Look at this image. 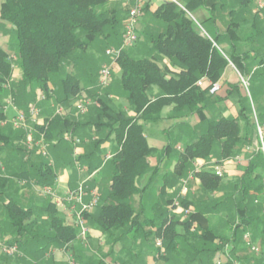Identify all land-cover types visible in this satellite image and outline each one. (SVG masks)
Segmentation results:
<instances>
[{
    "label": "trees",
    "instance_id": "trees-1",
    "mask_svg": "<svg viewBox=\"0 0 264 264\" xmlns=\"http://www.w3.org/2000/svg\"><path fill=\"white\" fill-rule=\"evenodd\" d=\"M239 1L240 11H232L236 13V19L239 14L245 13L258 22L260 16L264 15L252 12L258 0ZM108 4L109 0H4L0 24L7 23L11 27L16 59L13 60L0 49V97L10 95L18 109L26 113L32 105L40 109L41 104L49 107L54 103L58 106L73 105L82 100V83H97V80L99 83V56L105 54L108 47H118L123 40L122 14L128 13V9L112 10ZM146 10L147 7L144 12ZM154 16L158 19L159 31L145 35L151 43L149 56L135 59L125 50L117 58L119 84L133 115L114 108L109 95L98 84L87 91L86 97L98 102V107L94 108L100 109L103 115L109 114L108 125L99 122L89 125L76 118L75 114L69 117L56 113L47 115L43 123L33 124L35 131L48 145L49 157H43L37 148L32 151L28 148L26 131L0 125V155L6 153V160L10 164L17 163L19 167L12 174L0 173V194H3L1 190L10 192L11 189L7 188L9 185L12 187L14 182L17 185L25 182L22 188L41 186L53 189L58 177L56 163L53 162V151L57 145L72 144L67 137L78 138L75 133L80 126L87 125L90 130L93 127L98 133L106 126L109 140L116 145L114 155L107 161L111 168V185L96 212L87 215V221L88 226L90 224L106 236L111 245V255L115 247L121 245L123 251L134 257L137 255L135 244L142 241L155 250L157 264H181L182 261V264H215L217 254L230 244L233 247L229 252L232 258L239 261L244 258L250 264H264L263 259L239 256L249 251L244 240L247 232L255 244L264 248L263 153L256 151L253 154L243 176L229 186L228 193L218 199L214 196L223 190V179L216 175L214 168L242 154L255 132L251 104L246 96H241L238 86H234L231 94L236 93L239 97V116L216 119L205 115L215 104L210 89L220 80L229 61L241 73L251 74L254 70H250L247 62L250 56L244 54L241 58L231 55L226 58L218 47L219 40L211 41L204 36L192 19L174 3L162 5ZM256 22L253 29L256 35L261 36L264 28ZM240 25L237 21L229 24L230 40L231 32L237 37L243 34L242 29L239 31ZM162 57L179 71L162 68L159 64ZM251 59L257 61L258 67L252 80L260 70H264V57L258 55ZM13 62L21 70V79L16 82L13 81ZM201 79L210 83L199 86ZM153 88H158L160 94L153 97ZM166 106L174 107V119L189 113L201 117L193 139L181 152L177 151L173 142L168 147V152H178L173 177L178 181L193 173L201 181L198 197L181 201L182 217L168 214L165 205L169 206L172 200L159 204L161 210L158 216L151 217L142 211L143 189L139 187V182L152 170L149 159L156 153L148 144L146 126L159 123ZM6 110V104L0 102V123L8 119ZM257 115L264 122V117ZM106 140L100 137L93 141L94 154L97 155ZM217 149L219 155H216ZM71 160L70 164L78 161L84 165L82 160ZM199 160H215L216 163L212 170L199 168L196 166ZM88 169L91 172L94 167ZM136 197H140V200L137 201ZM215 199L216 203L213 204ZM5 201L4 211L10 219L15 238L6 241L0 232V240L7 245L17 246L19 253L9 256L0 251V255H4L0 258V264L22 252H30L31 255L35 247L39 253H45L49 246L68 249L78 240V229L65 225L52 200L45 203L48 219L40 224L32 221V207H23L18 198L10 194ZM170 206L173 207V201ZM221 211L228 213L231 221L230 233L224 237L217 236L208 222L212 212L219 214ZM157 241L162 242V247L157 246ZM34 260L36 263L32 264H43L39 257ZM94 264L108 263L99 259ZM112 264L131 263L115 261Z\"/></svg>",
    "mask_w": 264,
    "mask_h": 264
},
{
    "label": "crops",
    "instance_id": "crops-1",
    "mask_svg": "<svg viewBox=\"0 0 264 264\" xmlns=\"http://www.w3.org/2000/svg\"><path fill=\"white\" fill-rule=\"evenodd\" d=\"M179 2L181 5L186 7L190 13L188 17L192 19V21L196 24L199 31L206 37H208L211 41L215 39L219 40V49L224 53L225 56L236 55L238 57H243L244 54L249 55V59L247 60L250 70H256L257 61L251 59V57H257L258 55H262L264 57V34L258 36L255 34V30L253 29V24L256 22L253 20L252 16L248 14H239V17L236 19V13L232 11L235 9L237 12L241 9V4L239 0H175ZM257 1V0H256ZM125 0H109L108 7L112 10H121L125 7L124 4ZM4 3V0H0V15H1V8ZM166 3H170L169 0H148L146 7L147 10L144 12L143 17L140 21L139 30H138V41L132 45L131 47L126 49V52L135 59H141L145 56H149L151 52V43L148 39L145 38V35L149 33L156 34L158 28V19L155 18L154 14L160 9V7ZM256 5V3H255ZM255 6L252 7V10ZM127 9V8H126ZM254 12V10L252 11ZM124 17V22L122 24V32L124 33L125 24L128 18V13L122 14ZM236 21L241 24L239 27V31L242 29L243 34L240 37H237L234 32H231V40L229 39L228 33V26L231 22L236 23ZM260 27L264 28V15L260 16V20L256 22ZM202 24H206L209 26L211 30V34H209L205 29H203ZM238 28L237 26H235ZM10 25L7 23L0 24V49L4 50L8 53L13 60H15V48L12 45V38L10 34ZM206 33V34H205ZM258 36V37H257ZM215 44V43H214ZM121 45V44H120ZM119 45V46H120ZM216 45V44H215ZM118 46V47H119ZM260 52V53H259ZM107 58V57H106ZM160 66L167 67L168 70L171 72H178L179 69L173 67L169 60L166 58L159 59ZM14 63V74H13V81H19L21 79V70L18 67L16 62ZM109 59L104 58V62L100 66L98 73L101 67L104 64H108ZM113 75L120 77V69L117 65L113 66L112 68ZM264 76V75H263ZM97 79V78H96ZM202 80V79H201ZM238 76L236 72L228 66V68L223 73L220 80L215 83L220 85V90L217 94L212 95L215 100V104L210 108L209 111L205 113V115L209 118H237L240 112V104H239V97L237 94H231L233 91L234 86H238L241 96H246L244 90L242 89L240 83L238 82ZM204 83H210L208 80H204ZM97 83H82V87L84 88V97H86L87 91L92 90L98 85ZM204 84V85H205ZM115 94H109V99L113 102L115 107L122 106L129 112L130 115H133L132 112L129 111V105L125 98L124 93L121 90L119 83H114L113 80L109 87H107ZM41 94V93H40ZM153 97L160 94V90L158 88H153L151 91ZM10 95H4L0 97V102L6 103L10 98ZM92 99V98H91ZM94 100V99H92ZM95 101V100H94ZM94 107L92 106L91 110L87 113L89 114V118H93L92 113ZM263 109L261 110V116L264 114V105H262ZM41 116H40V123H43L44 119L47 115H54L55 109L54 107H49L44 104H41ZM173 106H166L162 110V120L156 124H149L146 126V138L150 147L156 150L149 161L152 170L148 173L144 178H142L139 182V187L143 189V199L151 200L149 201L150 204L143 203L142 211H145L149 216H158L160 214L159 204L168 203V201L174 199H178L181 192V183L182 178L180 180H176L173 177V173L175 170V166L177 163V158L175 161L172 162L170 160V156L174 155L173 153L168 152V147L170 146L171 142L174 141L171 138V141L168 143L166 139V135H170L171 132L176 133V147L177 151L181 152L184 147L193 139L194 131L196 128L199 127L201 122V117L196 113H189L188 115H184L182 117L173 118ZM20 110V109H19ZM258 114L257 110H255ZM77 117V113L73 112L72 110H67L66 115ZM6 116L8 117L7 121H2L0 123L1 126L4 127H12L11 121L16 116L14 110L12 108H8L6 110ZM79 119V118H78ZM84 123L90 125L89 120H81ZM3 123V124H2ZM29 127L32 129V139L34 141H39L41 138L38 135V132L35 131L33 124L28 121ZM87 126V125H86ZM80 126L76 131V135L78 138L82 140L81 145H74V144H64L61 143L60 146L57 145V148L53 151L54 156L53 160L56 163V167L58 170V177L56 180L55 185L53 186V190L56 193L57 201L54 203L57 206L58 212L60 216L63 218L65 225L74 226V214L71 211V206L66 201V197L69 192L76 190L79 184L87 180V191L89 195L85 198L86 202L90 201V192L92 190H98L100 195V202L106 197L109 187L111 185V168L108 167L107 164V157L113 156L115 153L116 145L114 141V150H111L104 159L102 166L105 165V168H109L107 173L104 174L100 171L101 167L98 166L99 156L98 154H94V145L93 141L95 138L91 136V133H94L93 130L88 129L87 127ZM13 128V127H12ZM23 131V130H17ZM252 139L245 145V150H243L242 154V161L240 164L235 163L234 159L223 161L221 164V168L223 169V190L215 194V198H221L224 193L229 192V186L235 183L240 177L243 176L244 170L253 158V154L257 151V139L255 132L252 134ZM28 140V135L26 141ZM173 140V141H172ZM183 143V144H182ZM56 144V143H55ZM27 145V142H26ZM28 146V145H27ZM29 148V147H28ZM34 147L32 150H35ZM38 149V148H37ZM39 150V149H38ZM216 155H219V149L216 150ZM76 156V157H75ZM55 157V158H54ZM7 154L3 153L0 155V173L2 175L12 174L19 170L17 163L10 164L9 161L6 160ZM76 159L82 160L81 162L84 163V167H86L85 172H80L76 168V164H70V160L74 161ZM74 159V160H73ZM6 160V161H4ZM80 163V162H79ZM216 161H205L199 160L196 163V166L206 167L207 169H213ZM94 167L93 171H89L88 167ZM92 176L94 173H96ZM92 176V177H91ZM188 176V175H187ZM159 185L160 189V196L158 200V189L155 190L153 193L151 190V186L153 184ZM21 183V182H20ZM201 186V181L198 177H194V179L190 182V187L194 191L199 190ZM20 184L17 185L16 182L13 183L12 187L9 185L7 188L8 190H1L3 194H0V232L3 233L4 239L6 241H12L15 236L13 233V227L11 226L10 219L7 217L4 211L5 200L8 199L9 194L12 197L18 198V200L22 203L23 207L33 208L32 213V221H38L37 223L40 224L42 221H46L48 219V214L45 210V203L48 202L49 199L44 198L41 193L39 192V186H32V187H25L22 188ZM17 189L19 190L17 193ZM224 190L226 192H224ZM7 193V194H4ZM153 193V194H152ZM190 195L186 198L188 199ZM5 199V200H4ZM136 200H140V197H136ZM171 201V203H172ZM4 203V204H3ZM170 203V202H169ZM167 204L165 208L168 209V214L170 216L175 215L177 217H182L181 207L170 206ZM97 209H95L91 214L95 213ZM226 215L227 223L217 229L214 225H210V228L213 229L214 233L217 234H224L229 235L230 233V225L229 223V216L228 213L223 212L221 213ZM184 219V218H183ZM231 222V221H230ZM208 227V226H206ZM76 228V227H75ZM90 234L86 242L82 240H77L74 242L68 249L58 248L55 246H49V248L45 251V253H39V251L35 247L34 251L29 253H20L17 257H8L6 261L2 264H32L36 263L34 260L36 257H39V260L43 264H70L73 262L75 264H94L99 259H103L108 264H112L115 261H130L131 264L138 263L139 264H157L155 256V250L151 247L146 246L145 244H135V253L136 256H131L129 252H125L122 250L121 245H117L114 249V254L111 255V245L106 240V236L103 235L100 231L92 228L89 224ZM39 243V242H37ZM35 246V245H34ZM262 247L261 245H259ZM233 249V247H232ZM223 250V249H222ZM22 251V250H21ZM247 253V254H246ZM246 253H241L239 256L243 257L245 255L249 256V258H253L254 256L247 250ZM50 254V255H49ZM49 255V256H48ZM222 255V251H220L214 261ZM4 255H0V258ZM257 258V257H255ZM224 262H232V260H237L232 258L230 255L229 257L222 256ZM259 259V258H258ZM230 260V261H229ZM240 264H250L246 263V259H242L239 261ZM183 262V261H182ZM182 262H180L182 264ZM159 264V263H158Z\"/></svg>",
    "mask_w": 264,
    "mask_h": 264
},
{
    "label": "built area",
    "instance_id": "built-area-1",
    "mask_svg": "<svg viewBox=\"0 0 264 264\" xmlns=\"http://www.w3.org/2000/svg\"><path fill=\"white\" fill-rule=\"evenodd\" d=\"M147 2L148 0H125L124 4L125 7L128 9V18L125 24L123 40L119 47H112L106 51V56L110 59V63L104 64L99 71V86L102 89L109 87L111 84L113 77L112 68L113 66L117 65V58L127 48L131 47L138 41L139 25L143 17ZM169 2L174 3L182 11L190 15L188 9L183 5H181L179 2L175 0H169ZM254 11L258 13H264V0H258L256 2ZM229 67H231L236 72L242 89L244 90L245 94L251 98V92H250L251 78L255 70L251 74L241 73L235 67V65L230 61H229ZM263 67H264V63H263ZM204 80L205 79L200 80L198 82V85L204 86L205 84ZM219 90H220V85L213 84L210 89V94L215 95L219 92ZM41 98L44 99L43 96ZM5 104H6V109L12 108L16 114L14 119L11 121L13 129L26 131L28 134V140H27L28 147L30 149L37 147L43 157H49L48 145H46L44 138L42 137L39 141H34L32 139V129L28 125V121H30L32 124L40 123L41 110L36 105H32L30 106L27 113L21 111L16 106L15 100L12 97H10ZM75 105H76L75 108L79 112V114H87L92 106H98L99 104L97 101H94L91 98L84 97L82 100L77 101ZM56 112L59 115H63L62 108H57ZM253 123L255 128V135L257 139V146H258L257 151H261L264 155V122H262L259 119L255 109L253 110ZM67 141L71 142L74 145H80L82 143V141L79 138H75L71 136L67 137ZM110 158L111 156L107 157V160H109ZM234 161L235 163L240 164V162L242 161V156L241 155L236 156ZM76 168L80 172L86 171V167H84L78 161L76 162ZM214 171L216 175L220 177H222L224 174L223 169L219 166H216L214 168ZM95 174H97V172L94 173L92 176H94ZM193 179H194V174L190 173L187 178L182 180L180 196L178 197V199H174L173 206L182 208L181 201L185 200L186 197L193 192V190L190 187V182ZM87 182H88L87 180L82 181L79 184L78 188L72 192H69L66 197V201L71 206V211L74 214V226L79 231L78 239L84 242L87 241L88 236L90 234L87 215L92 213L95 209H97L100 204V195L98 190L96 189L90 192V198H91L90 201L89 202L85 201V198L89 195L86 185ZM24 184L26 183L22 182L21 185ZM38 188H39V192L44 198L52 200L53 202L57 201L56 193L52 188L41 187V186H39ZM188 213L189 211H187L185 215L187 216ZM244 240L250 253L254 257L264 260V248L260 247L259 245L253 242L250 233L247 232L244 235ZM157 246L162 247V242L157 241ZM231 249L232 246L230 244L225 245L224 249L222 250V255L216 259L215 264H225L224 260L222 259V256H224V258L229 257L230 255L229 252ZM0 251L9 256H14L19 253V249L17 246L7 245L1 240H0ZM232 264H240V263L237 260H232Z\"/></svg>",
    "mask_w": 264,
    "mask_h": 264
},
{
    "label": "rangeland",
    "instance_id": "rangeland-1",
    "mask_svg": "<svg viewBox=\"0 0 264 264\" xmlns=\"http://www.w3.org/2000/svg\"><path fill=\"white\" fill-rule=\"evenodd\" d=\"M202 26H203V29H205V31H207L209 34H211V30H210L208 25L202 24ZM110 48H112V47L106 48L105 52H106V50H108ZM106 57H107L106 53L105 54H101L99 56V59L101 58L100 59V63H99V68H100V66L103 63L104 58L107 59ZM109 63H110V61H109ZM263 75H264V70H260L258 72V75L255 77V79L251 80V86H250L251 98L247 96V99L249 100V103L251 104L252 111L254 109L257 110L259 115L262 114L261 113V110L263 109L262 105H264V76ZM112 80H113L114 83H119L120 82L119 77L116 76V75H113ZM103 91H105L108 95L109 94H115L116 95V93L112 92L108 88H104ZM75 104H76V102L73 105L64 104V105H59L58 106L57 104L54 103V105L52 107H54L56 114H58L56 112L57 108H62L63 109V115H66L67 110H69V109L72 110L75 113H79L76 110V108H75L76 107ZM113 107L115 108V105H113ZM116 109H118V111L127 112L126 109L124 107H122V106H117ZM90 110H91V108H90ZM92 111H93V113H92L93 118H91V117L89 118V114H82V115L76 114V115L81 120H87L88 119L89 122H90V125L91 124L92 125L98 124V122L102 123V125H108L109 124V120H108V115L109 114L103 115V113H102V111L100 109H93ZM262 116L264 117V114ZM91 129L93 130V127ZM90 135L93 136L95 139L96 138H100V137H102L104 139H108L100 146V148L98 150V153H97L98 156L100 157L99 160H98V166L101 167L100 171L103 172L104 174H106L107 170L109 168H105V165L102 166L103 161H104L103 158H105L106 155L111 150H114V143H112L111 140H109V138H108L109 129L106 128V126H105L104 129L99 131V133L94 131V133H91ZM175 136H176V133L174 131L171 132L170 135H166V139H167L168 143L171 141V138H173L174 141L173 140L172 141H173L174 144H176L175 143L176 142V137ZM177 153L178 152L176 150H174V155L170 156V160H172V162L175 161V159L177 158V155H178ZM157 189H158V192H159V194H157L158 195V200H159L160 189L161 188L159 187V185H157V182H156V184H153L151 186V190L154 193L155 190H157ZM198 195H199V191L196 190V191H194L193 194H191L190 199H192L193 196L198 197ZM150 200H151V197H150ZM150 200H145L144 201V205L145 204H150V202H149ZM214 203H216V199H215V201H213V204ZM221 213H223V212L221 211L219 214H215V212H212V214L208 216V222L210 223V225H214L217 229H220L221 226L226 225V223H227L226 215H223ZM229 221H230V219H229ZM220 234H217V236H219V237H224L225 236L224 234H222V235H220ZM215 261H214V263H215ZM70 264H75V263L70 262Z\"/></svg>",
    "mask_w": 264,
    "mask_h": 264
}]
</instances>
